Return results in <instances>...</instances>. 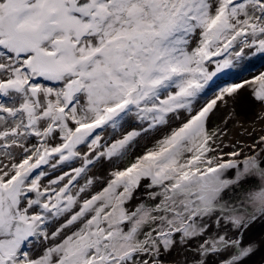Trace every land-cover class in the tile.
Returning a JSON list of instances; mask_svg holds the SVG:
<instances>
[{"label":"snow or ice","instance_id":"obj_1","mask_svg":"<svg viewBox=\"0 0 264 264\" xmlns=\"http://www.w3.org/2000/svg\"><path fill=\"white\" fill-rule=\"evenodd\" d=\"M257 56L264 0H0V264H264Z\"/></svg>","mask_w":264,"mask_h":264},{"label":"bare ground","instance_id":"obj_2","mask_svg":"<svg viewBox=\"0 0 264 264\" xmlns=\"http://www.w3.org/2000/svg\"><path fill=\"white\" fill-rule=\"evenodd\" d=\"M225 79L220 78V80L217 81V84H220L224 81ZM215 87V85H213ZM254 112V113H253ZM260 113V109L257 107L255 109H249L247 116H240L235 119L233 123L230 124L228 128V136L227 139L225 140V144H227L229 141H242L245 143H251L248 139V133L246 131H243V129L248 125V120L250 121L252 118V115H258ZM224 115V113H219L218 117L220 118V115ZM258 123L256 126L257 132L259 133L261 128H264V124H261L260 121L257 119ZM251 123V122H250ZM250 127V126H249ZM243 135H242V134ZM261 225V224H260Z\"/></svg>","mask_w":264,"mask_h":264},{"label":"rangeland","instance_id":"obj_3","mask_svg":"<svg viewBox=\"0 0 264 264\" xmlns=\"http://www.w3.org/2000/svg\"><path fill=\"white\" fill-rule=\"evenodd\" d=\"M260 71H264V56H257V57L252 58L250 60V62H248L246 64V70L244 71V75L247 76L248 78H251L252 75L258 74ZM221 78H223L225 80H228L230 78L234 79L235 78V70H234L233 74H230V76H222ZM218 114L212 120V124L213 125H216V124L220 123V118L223 116V114L220 115L221 116L220 118L218 117ZM257 123H258L257 116L256 115H252L251 120L250 121L248 120V123H247L248 125L243 129V131H246L248 133V135L253 130L255 132H257V130H255L256 126H257ZM258 224L259 225L256 226L255 233L256 234L264 233V224H261V223H258Z\"/></svg>","mask_w":264,"mask_h":264},{"label":"flooded vegetation","instance_id":"obj_4","mask_svg":"<svg viewBox=\"0 0 264 264\" xmlns=\"http://www.w3.org/2000/svg\"><path fill=\"white\" fill-rule=\"evenodd\" d=\"M258 223H260V222H257V225H259ZM257 225H256V226H257Z\"/></svg>","mask_w":264,"mask_h":264}]
</instances>
